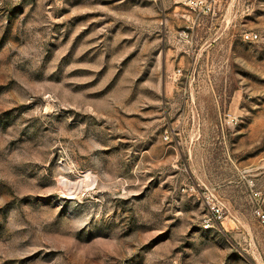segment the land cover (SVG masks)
Masks as SVG:
<instances>
[{
	"label": "rangeland",
	"instance_id": "1",
	"mask_svg": "<svg viewBox=\"0 0 264 264\" xmlns=\"http://www.w3.org/2000/svg\"><path fill=\"white\" fill-rule=\"evenodd\" d=\"M254 190L264 0H0V264H264Z\"/></svg>",
	"mask_w": 264,
	"mask_h": 264
},
{
	"label": "built area",
	"instance_id": "2",
	"mask_svg": "<svg viewBox=\"0 0 264 264\" xmlns=\"http://www.w3.org/2000/svg\"><path fill=\"white\" fill-rule=\"evenodd\" d=\"M220 0H186L187 6L197 13H212L215 11ZM257 37V33H252V31L245 32L244 38L253 40ZM253 198L256 200L257 204L255 207V215L257 218L264 222V193L261 190H254ZM212 224L207 221L203 224L205 228H209Z\"/></svg>",
	"mask_w": 264,
	"mask_h": 264
}]
</instances>
